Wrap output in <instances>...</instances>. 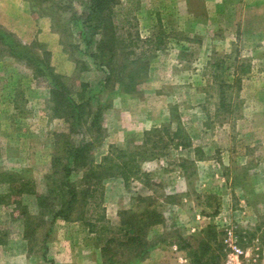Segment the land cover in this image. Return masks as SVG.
<instances>
[{"label":"rangeland","instance_id":"1","mask_svg":"<svg viewBox=\"0 0 264 264\" xmlns=\"http://www.w3.org/2000/svg\"><path fill=\"white\" fill-rule=\"evenodd\" d=\"M23 1L34 13L36 38L17 35L15 14L0 29L34 52L48 51L72 90L86 83V94L110 101L97 162L110 145L135 149L153 128L165 129L169 144L141 162L149 176L104 180L106 222L50 224L37 196L48 193L45 178L69 124L50 117L49 80L0 43V172L23 176L30 190L0 204V264H227L231 237L244 251L241 264H264V0H113L115 65L137 57L148 63L133 93L118 90V82L113 92L103 88L107 68L89 56L102 33L87 42L91 29L84 24L90 0ZM176 130L180 139L169 141L167 131ZM7 190L0 183V193ZM140 196H150L161 217L136 254L118 238L125 234L122 211L144 209ZM103 211L92 206L86 217ZM28 216L31 245L24 237ZM110 238L116 242L108 256L118 251L113 259L102 251Z\"/></svg>","mask_w":264,"mask_h":264},{"label":"trees","instance_id":"2","mask_svg":"<svg viewBox=\"0 0 264 264\" xmlns=\"http://www.w3.org/2000/svg\"><path fill=\"white\" fill-rule=\"evenodd\" d=\"M112 6L113 0H90L89 11L84 20V24L87 23L91 29L87 42H91L93 36L100 33L102 35L96 41V50L88 53L95 64L107 68V77L103 88L110 86V91L113 92L116 89L114 84L118 82V90L133 93L138 83L136 75L141 72L146 74L148 63L137 57L136 63H127L120 69L115 65L116 36L113 33L110 34L108 30L114 24L113 15L109 11ZM158 36L154 44L156 49L163 41L162 33ZM0 43L4 46L2 48L5 53L18 60H24L31 66L36 77L44 76L49 80L48 108L51 111L50 117L63 119L69 124V131L60 133V137H64L65 140L62 143H57L59 147L52 159L53 171L45 178L48 193L37 196L41 216L48 217L47 221L51 218L50 224L57 218H62L65 221L85 220L92 227H95L96 224H103L107 221L106 213L102 209L104 180L121 175L126 182H129L130 179L135 180L149 176L141 169V162L159 156L161 150L168 146V141L163 142L165 129L153 128L146 131L145 141L136 148L134 147L135 149H121L116 145H110L107 154L100 162H97L94 153L104 137L102 119L104 110L110 105L109 99L101 101L97 98L98 95L92 91L86 94V83L82 84L78 91L72 90L64 76L55 72L48 51L43 54L34 52L33 46L16 40L12 33L4 29H0ZM133 65L135 68L128 71L126 77H123L124 72ZM94 101H96V105H93ZM155 133L156 140L154 139ZM169 133L167 131L169 141L174 142L180 139L177 130L172 135ZM178 143H182V141H178ZM16 175L12 172H0V183L6 184L8 187L7 192L0 193V204H8L7 202L12 199V196L16 197L30 191L29 181L25 180L23 176L17 177ZM149 197L140 196L138 198L144 208L138 214L136 212L131 214L129 209L122 211L121 214L120 230H125L126 239L123 234V237L118 238L119 243H123L122 246L134 247L136 254H138L139 247H142V241L149 226L157 223L158 218L161 217V213L153 207L154 202L149 201ZM14 202L18 201L15 199ZM92 206H98L103 211L95 219L86 217ZM124 215L128 217L125 219ZM30 220L31 218L28 216L24 237L31 245L34 229ZM113 241L116 242L114 238H110L106 245H103L102 251L105 257L110 254L112 249L109 244L114 243ZM4 243L5 239L0 231V245ZM117 253L118 251H115L108 257L113 259Z\"/></svg>","mask_w":264,"mask_h":264},{"label":"crops","instance_id":"3","mask_svg":"<svg viewBox=\"0 0 264 264\" xmlns=\"http://www.w3.org/2000/svg\"><path fill=\"white\" fill-rule=\"evenodd\" d=\"M22 1L23 0H18V2L15 1L14 5V3L10 2V0H0V21L4 22V19L8 18L9 14H15L13 19L18 18L15 21L16 28L19 27V29L15 32H17V35L23 41L32 42L36 38V35L32 30L37 23L35 21L34 13L32 12L30 6L26 5V3ZM63 222L66 221L63 220Z\"/></svg>","mask_w":264,"mask_h":264},{"label":"built area","instance_id":"4","mask_svg":"<svg viewBox=\"0 0 264 264\" xmlns=\"http://www.w3.org/2000/svg\"><path fill=\"white\" fill-rule=\"evenodd\" d=\"M233 237H231L230 239V245H231V251H230V255H229V260L227 262V264H241V256L243 255L244 251L235 244V242L232 240Z\"/></svg>","mask_w":264,"mask_h":264}]
</instances>
